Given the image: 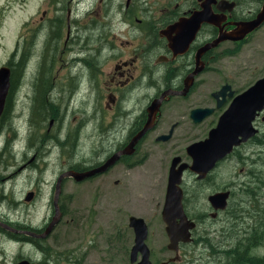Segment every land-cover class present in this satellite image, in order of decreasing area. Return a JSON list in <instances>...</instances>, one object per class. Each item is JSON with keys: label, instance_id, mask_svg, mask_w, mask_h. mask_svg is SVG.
<instances>
[{"label": "flooded vegetation", "instance_id": "1", "mask_svg": "<svg viewBox=\"0 0 264 264\" xmlns=\"http://www.w3.org/2000/svg\"><path fill=\"white\" fill-rule=\"evenodd\" d=\"M133 1L134 3H132ZM74 2L76 12L69 10L65 19L49 16L47 10L42 11L36 24H41L48 19H51L50 23L54 24L53 27H50V32L44 41V47L46 44L50 48L53 39L55 41L61 39L63 33L62 26L58 27L60 23H66L65 38L67 40L71 37V24L75 25L76 36L74 39H78L77 35L83 28L81 24L85 21L97 20L102 24L114 21L126 23V27L131 32H124L122 34L124 39L119 36V44L108 38L106 36L108 33H100L97 35L98 43L95 41L100 45L99 47H93L88 51L82 46L81 52H75L76 57H71L75 62V70L79 72L83 69L87 70L85 72L87 88L84 92L87 93L89 90L90 96L93 97L94 86L99 82L105 85L103 88L98 86V96L101 95L108 101V110L111 112L108 130L111 138L107 134L104 137V133H102L104 147L97 154L100 159L95 160L93 157L90 161H78L75 163V167L72 164L60 174L68 170L76 173L87 172L100 167L110 158L117 157L102 173L85 176L82 179L72 177L78 185L86 184L88 186L92 184L94 186L88 206L84 207L83 202H77V206L73 207L72 211H101V209L94 208V205L100 199L109 202V189L113 191L118 189V193L124 201L120 211H137L138 203L143 197L142 194L139 195L140 192L136 190V186L125 179L124 171L129 172L139 167H146L149 162L156 161L159 168L155 174L158 175L161 188L164 186L163 191L161 189L160 192L161 202L157 204L156 210L160 211V218L163 222L161 211H163L169 170L173 165L176 172L180 168L182 169L179 186L182 191L183 211L189 220L196 223L195 227L190 230L192 239L189 242H180L179 244V246H185L193 241V232L196 227L206 220L205 212L207 209L197 207L200 205V200L198 203L196 200L206 197L207 208L211 209L208 216L211 218L229 211V202L233 198L235 190H238V172L235 171L234 175L224 167L232 166L234 171L239 163L244 164L253 161L254 150H263L264 148V135L261 127V124L264 123L263 105L261 110H257L250 123L256 129L254 134L245 140H241L238 144H233L230 150L224 154L213 151L212 154H217L214 158V164L203 173L202 177H198V174L190 168L193 156L189 153L188 148L192 144L206 140L209 132L217 126L220 118L233 108V104L242 96V93L255 81L264 77V63L257 67L254 60L250 62L253 57H246L247 65L241 70L238 68L240 66L238 60L242 57L241 54L244 50L243 46L249 43L248 45L254 47L251 36L264 26V20L260 26L242 40L226 39L216 42L220 33L234 29L239 22L256 18L262 10L264 0H74ZM80 3L88 7L89 10L80 14L78 12ZM50 7L58 10L57 5L50 4ZM202 8H209L212 18L209 21L200 22L193 32L195 23L184 24V21ZM130 10L131 13L139 12L133 16V21L131 17L128 18ZM25 23L30 24L31 18ZM23 56L25 61V53L17 57L21 59ZM19 59L10 61L11 64L7 63L9 87L3 111L0 114V139L3 136L2 128L7 129L6 106L11 105L12 95L16 92L20 82L18 71L21 72L23 64L18 65ZM41 60L33 75L34 93L32 100V115L35 116L36 114L39 119L42 116H48L47 110H45V106H42L40 100L52 98L51 92L49 94L46 92L47 89L55 87L54 79L49 78L50 82L48 77H44V73L50 74L51 72L52 74L53 65L50 70L45 63H42L44 62L42 57ZM14 62L15 64H13ZM255 69H258V73L261 74L259 77L251 81L242 79L244 71H254ZM224 71H228L230 74H225ZM210 74L211 77H209ZM76 88L69 93L71 95L67 97V102L69 99L76 98L80 92L78 90L75 95ZM8 98H10V104ZM242 102L240 101L238 104L236 116L249 114L252 111L253 105H248L251 102L249 98L245 100V104ZM54 109L58 112L57 107ZM241 117L246 122L249 119L248 117ZM89 118L86 116V119ZM40 120L42 121V118ZM60 120L61 114L59 112V115L56 114L55 121L51 118L48 127L45 128L43 119L39 126V133L29 140V144L35 148L34 156L21 168L27 167L40 155L48 136L56 142H65V138L64 140L60 139V134H58ZM148 122L150 127L137 137ZM32 125L33 123L30 124V127ZM29 133H31V128ZM116 133H120V136ZM236 133L238 130H227L223 136L235 140L234 134ZM237 139H240V135H237ZM75 140L78 144V137ZM24 148L25 150L27 148L26 141ZM259 154L260 151H257L256 156L258 157ZM120 173H123V177L119 175ZM116 175L120 177H114ZM69 177L66 176L62 179L59 198L62 193V183L64 179ZM110 178L112 179L110 180ZM4 180L1 179L0 181ZM30 192L34 194V191ZM224 192H227L226 207L215 209L208 198L213 194ZM80 193H77L79 196L77 201H80L81 196L84 195V192ZM24 200L26 201L25 198ZM206 201L205 205L207 204ZM16 203L20 204V202ZM56 203L58 209L55 207L54 195L53 211L59 210L62 214L60 204L58 201ZM0 211H3V213L0 212V222L6 223L18 231L7 230L10 232L8 233L9 236L15 241L21 239L27 244H33V246H37L38 239L22 231H42L53 217L50 215L45 218L39 230H35L36 228L31 224L15 219L17 217L10 214V211H13L12 208L7 210L1 208ZM102 211H109V207H103ZM190 211H202V213L198 212L192 217ZM61 217L63 218V215ZM96 220L97 214L92 215L91 212L83 215L80 220L72 218L76 231L81 232L77 236L78 240L81 241V246L87 241L85 238L87 239L89 233L92 235L96 233L99 236L101 231L106 232V230L98 228L99 225L96 224ZM175 222L178 224L180 219L176 218ZM94 224L96 226H93ZM85 227H90L91 230L84 234L82 229ZM129 228L133 231L130 226ZM124 234V230H120L119 237L122 238ZM88 242L92 241L89 240ZM86 244L88 245V243ZM78 249L79 247H76L74 250L77 252ZM149 251V259L152 262V250L149 248ZM129 253V264H137L141 259L140 253L134 262H130ZM178 254H180L179 250ZM84 255H87L86 251ZM180 259L181 255H178L175 261L169 264H181L179 263L181 262ZM240 259L235 256H220L215 260H203L202 258L199 264H238ZM111 260L112 258L104 255L106 263L111 262ZM121 261L125 262V257L121 258ZM29 262L33 264L31 261ZM190 262L193 263V259ZM186 263L190 264L189 261L182 262V264Z\"/></svg>", "mask_w": 264, "mask_h": 264}, {"label": "rangeland", "instance_id": "2", "mask_svg": "<svg viewBox=\"0 0 264 264\" xmlns=\"http://www.w3.org/2000/svg\"><path fill=\"white\" fill-rule=\"evenodd\" d=\"M74 3V0L45 2L44 0H0V67L7 66V63L11 64L10 61L18 60L19 57L17 56L25 53V61L24 56L22 57V70L21 72L18 71L20 74L19 86L12 95L10 111L6 115L7 129L2 128L3 136L0 139V180L5 179L0 181V209L12 208L13 211H10V214L17 217L15 219L31 224L36 228L35 230H39L45 218L55 214L52 207L56 181L60 172L71 167L72 164L75 167V163L78 161H90L93 157L95 160L100 159L97 154L104 147L102 133H104V137L108 135L111 138L108 130V121L111 116V112L108 110V101L101 95L98 96V86L103 88L105 85L101 82L96 84L93 97L90 96L89 90L87 93L84 92L87 88L85 73L87 70L83 69L81 72L75 70V62L71 57H76L75 52H81L82 46L88 51L93 47H99L97 35L100 33H108L106 36L114 43L119 44V36L124 39L122 34L131 32L126 27V23L114 21L115 23L102 24L97 20L85 21L81 24L83 28L77 35L78 39H74L76 36L75 25L71 24V37L67 40L65 38L66 23H60L58 27L62 26L63 33L61 39L58 41L53 39L50 48L46 44L44 47V41L47 39L50 27H53L54 24L50 23L51 19L36 24L42 11L47 10V15L65 19L69 10L76 12ZM50 4L57 5L58 10L51 8ZM86 10L89 8L80 3L78 12L82 14ZM138 13L136 11L131 13L130 10L128 18L131 17L133 21V16ZM142 16L144 18L143 14ZM29 18H31V23H25ZM53 29L56 30V28ZM256 32L251 36L254 47L248 45L249 43L243 46L244 50L241 54L243 60L240 57L238 60L240 66L237 64L239 70L247 65L246 57H253L250 62L254 60L257 67L264 63V26ZM90 38L91 44L89 45ZM41 57L44 59L42 63H45L48 69L51 70L53 65L52 74L51 72L50 74L44 73V77L55 80V87L47 89L46 92V94L51 92L52 98L40 100L48 114V116L41 118L42 121L44 119L43 125L47 128L51 118L55 121L56 114L59 115L60 112L61 120L58 134H60V139L64 140L65 138V142H56L48 136L40 155L27 167L21 168L34 156L35 148L29 144V140L39 133V126L42 123L41 118L39 119L36 114L35 116L32 115L33 75L40 61H42ZM258 72V69L244 71L242 79L254 80L261 75ZM223 73L230 74L228 71ZM48 81L51 82L50 79ZM75 88V95L78 90L80 92L76 98L69 99L67 102V97L71 95L69 93ZM54 107L58 108V112ZM86 116L90 118L86 119ZM31 123L33 125L30 127ZM261 127L264 135V123L261 124ZM30 128L31 133H29ZM116 135L120 136V133H116ZM76 137H78V144L75 140ZM25 141L27 142L26 150L24 148ZM254 151L253 161L244 164L239 163L237 167L235 166L234 171L232 166L224 167L229 172H238V190H235L233 198L229 202V211L211 218L208 216L211 209L207 208L206 197L196 200L197 203L200 200V205L197 207L207 209L205 212L206 220L196 227L192 242L185 246H179L180 254L178 255H181V262L179 263L189 261L190 264H199L202 258L203 260H215L217 257L224 256L221 255L220 251L234 247L239 242L238 238L242 236L244 231H247L252 220L249 213L250 210H253L251 203L258 209L264 208V148ZM257 151H260L258 157L256 156ZM158 168L157 162L151 161L146 167H139L129 172L124 171L125 179L134 184L136 190L140 192L139 195L142 194L143 197L138 203L137 211H120L124 201L118 193V189L115 191L109 189V202L102 199L96 202L94 208L101 209V211H72L73 207L77 206V202H83L84 207L88 206L94 186L92 184L88 186L86 184L78 185L72 177L64 179L62 193L58 198L63 218L61 217L58 225L45 238L33 236V238L38 239L37 246L27 244L21 239H19L20 241L13 240L8 234L10 232L0 227V264H15L21 260H29L33 264H49L48 260L51 253L58 256L59 264H129L128 253L134 239L133 231L128 226L129 215L140 216L148 224L149 231L146 243L152 250L153 264L173 257L174 251L168 250L166 247L168 238L160 218V211L156 210L157 204L161 202V189L163 191L164 188V186L161 188L158 175L155 174ZM119 175L123 177V173ZM246 185H249L257 193L256 201L251 202L252 198L245 194ZM30 191H34V194L31 200L27 201L26 196ZM78 192H84L80 201H77ZM16 202H20V204ZM103 207H109V211H102ZM0 212L3 213V211ZM90 212L92 215L97 214L96 224L99 225V229L106 230V232L101 231L99 236L96 233H93L94 235L89 233L87 239L85 238L87 241L81 246V241L77 238L81 232L76 231L72 218L80 220L83 215ZM198 212L202 213V211H190V215L193 217ZM90 230V227H85L82 232L85 234ZM120 230L125 232L122 238L119 237ZM42 231L34 232L41 233ZM89 240L92 242H88ZM209 245L212 247L210 248ZM76 247H79L77 252L74 250ZM85 251L87 255H84ZM255 252L257 255H264V244L256 248ZM104 255L112 258L111 262L106 263ZM84 257L85 259H83ZM124 257L125 262H122L121 258ZM191 259H193V263L190 262Z\"/></svg>", "mask_w": 264, "mask_h": 264}, {"label": "water", "instance_id": "3", "mask_svg": "<svg viewBox=\"0 0 264 264\" xmlns=\"http://www.w3.org/2000/svg\"><path fill=\"white\" fill-rule=\"evenodd\" d=\"M211 12L209 8H202V10L192 14L189 18H186L185 23H195L194 30L202 21H209L211 19ZM264 20V5L261 12L256 18L249 21H242L236 24L235 28L229 31L220 33L216 42L221 40H242L247 34L255 30ZM192 32V34H193ZM9 87V69L7 66L0 67V114L3 111L5 99L8 93ZM249 98L251 102L248 104L252 106V111L249 114H240L236 116L235 112L240 101L245 104V100ZM264 105V77L254 82L246 91L242 93V96L238 98L233 104V108L228 110L218 121L217 126L209 132V136L206 140L192 144L188 149L189 153L193 156V162L190 168L198 174V177H202L203 173L210 169L214 164V158L217 154H212L213 151L218 154H224L229 151L233 144H238L241 140H245L250 135L254 134L255 128L252 127L251 120L255 116L257 110H261ZM209 112V110H206ZM239 111V108H238ZM204 112V111H203ZM248 117L247 122L241 117ZM244 122V123H243ZM243 123V124H242ZM150 127L148 122L142 131H140L137 137L141 136L146 128ZM227 130H238V133L234 134L235 140H230L227 136H223ZM237 135H240V139H237ZM223 136V137H222ZM224 138V139H223ZM226 141V142H225ZM228 144V145H227ZM116 156L110 158L109 161L103 163L100 167L92 169L87 172H74L68 170L59 175L56 181L55 190V207L58 209L57 201L61 190L62 179L66 176L82 179L85 176H91L96 173H102L106 168L111 165ZM181 168L176 172L172 167L169 170L168 181L166 187L165 200L163 205V211H161L162 220L165 224V233L168 238L166 245L168 250L174 251V256L168 258L166 261H162L159 264H169L178 256V249L180 242H189L192 237L190 236V230L195 227V222L189 220L182 208L181 198L182 191L179 186ZM33 193L28 192L26 199L32 198ZM227 192L216 193L210 196L208 199L215 209H224L226 207ZM62 214L61 211H55L52 220H50L47 227L41 232L36 233L34 231H22L32 236L39 238L47 237L59 222ZM179 218L180 222L177 224L175 219ZM128 225L133 229L134 239L130 249V262H134L138 253L141 255V259L137 264H152L149 259L150 251L146 244L148 236V227L145 220L140 216L131 215L128 218ZM0 226L10 231H17L9 225L0 222ZM18 232V231H17ZM15 264H30L29 260H21Z\"/></svg>", "mask_w": 264, "mask_h": 264}, {"label": "trees", "instance_id": "4", "mask_svg": "<svg viewBox=\"0 0 264 264\" xmlns=\"http://www.w3.org/2000/svg\"><path fill=\"white\" fill-rule=\"evenodd\" d=\"M18 63V65L23 64L22 58L19 59ZM8 103L10 104V98H8ZM9 111L10 105H7L5 114L8 115ZM245 194L252 198L251 202L256 201L255 196L257 195V193L249 185L245 186ZM251 207L253 208V210H250L249 213L251 214L252 220L247 231H244L242 236L238 238L239 242L236 243L234 247H230L229 249H223L220 251L221 255L241 258L238 261V264H264V255H257L255 252L256 248L264 244V208L258 209V207L253 206V203H251ZM209 246L210 248L212 247L211 245ZM57 258L58 256H56L55 253H51L49 255L48 263L59 264Z\"/></svg>", "mask_w": 264, "mask_h": 264}]
</instances>
